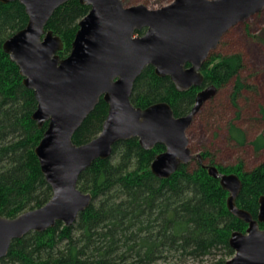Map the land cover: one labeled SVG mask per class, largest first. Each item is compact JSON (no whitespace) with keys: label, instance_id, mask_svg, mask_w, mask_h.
Masks as SVG:
<instances>
[{"label":"water","instance_id":"water-1","mask_svg":"<svg viewBox=\"0 0 264 264\" xmlns=\"http://www.w3.org/2000/svg\"><path fill=\"white\" fill-rule=\"evenodd\" d=\"M13 1L24 6L28 21L4 40L2 49L18 66L23 84L34 91L37 107L32 118L39 128L47 123L34 152L52 195L42 206L15 217L0 215V258L6 256L12 240L31 231H44L57 221L71 225L92 201L91 193L78 189L79 176L95 160L110 157L118 141L137 138L145 150L162 144L164 150L150 165L161 179L193 160L202 163V154L189 147L186 130L217 87L201 88L190 111L176 116L165 101L133 105L134 82L151 65L157 76H168L179 92L202 86L203 62L221 37L264 8V0H173L156 9L125 6L124 0H79L89 11L78 22L70 52L61 57L63 40L45 26L69 0H0V4ZM100 98L108 105L101 131L76 144L75 131ZM205 168L228 192L229 212L247 224L245 232H231L228 242L234 254L224 264H264V228L260 227L264 194L258 198L254 218L236 204L240 177L222 173L214 165Z\"/></svg>","mask_w":264,"mask_h":264},{"label":"trees","instance_id":"trees-1","mask_svg":"<svg viewBox=\"0 0 264 264\" xmlns=\"http://www.w3.org/2000/svg\"><path fill=\"white\" fill-rule=\"evenodd\" d=\"M88 11L89 6L79 0H69L48 20L45 28L64 43L59 55L69 53L78 22ZM27 21L25 8L18 1L0 4V215L6 217L38 208L52 195L34 152L47 123L39 128L32 118L37 107L34 91L23 84L18 66L2 49L4 40ZM242 67L241 54L233 52L209 56L201 69L205 84H214L217 93L232 82L229 101L236 119L244 116L240 103L247 101L243 93H252L241 79ZM198 89L179 92L168 76H157L148 65L136 78L130 100L139 107L165 101L180 116L190 111ZM217 93L204 107H219ZM107 111V103L100 98L75 131L73 141L82 144L95 137ZM259 114L264 116V110L251 120L260 121ZM227 128L232 141L245 143L246 132L241 126L230 121ZM251 142L256 150L264 149V133ZM163 150L162 144L145 150L137 138L116 142L110 157L95 160L79 176L78 189L92 195L88 208L69 226L57 221L44 231H31L12 240L0 264H170L218 253L221 256L215 264H224L234 254L228 242L231 232H244L247 224L229 212L228 192L205 166L214 165L220 172L227 168L206 151L202 163L181 165L169 178L161 179L151 172L150 165ZM232 169L242 181L236 204L256 218L258 198L264 194V163L250 170L242 164Z\"/></svg>","mask_w":264,"mask_h":264},{"label":"rangeland","instance_id":"rangeland-1","mask_svg":"<svg viewBox=\"0 0 264 264\" xmlns=\"http://www.w3.org/2000/svg\"><path fill=\"white\" fill-rule=\"evenodd\" d=\"M172 1L124 0V5L144 4L150 9H156ZM233 52L242 56L241 79L250 86L252 92L250 94L248 91L243 93L242 97L246 98L247 101L240 103L244 116L240 119L235 117V109L229 101L232 90V82H230L218 93L216 92L218 97L216 104L219 107L210 110L203 104L186 130L192 152L203 154L208 151L211 153L217 164L227 168V171L222 173H235L232 168H235L237 164H242L244 169L250 170L264 163V149L256 150L251 142L255 136L264 133V116L259 114L260 121L251 120L258 117V112L264 110V8L257 14L232 26L221 37L217 47L210 52L208 57L213 54L225 55ZM67 55L68 53H63L60 56L65 57ZM230 121L245 130L246 141L244 144L240 145L230 139L227 128ZM253 123H256V126ZM195 161L190 162L192 166ZM220 254L209 255L202 260L187 259L184 262H171L170 264H215L221 256ZM232 256L227 257L226 260Z\"/></svg>","mask_w":264,"mask_h":264},{"label":"flooded vegetation","instance_id":"flooded-vegetation-1","mask_svg":"<svg viewBox=\"0 0 264 264\" xmlns=\"http://www.w3.org/2000/svg\"><path fill=\"white\" fill-rule=\"evenodd\" d=\"M143 32H144V30H143ZM204 63V62H203ZM201 72H202V70H201ZM203 73V72H202ZM204 75V74H203ZM208 85V83L207 84H205V82L203 81V84H202V86H199V89H198V91L201 89V88H204L205 86H207ZM197 91V92H198ZM194 102H195V100H194ZM261 224L262 223H260V227H261ZM247 228V227H246ZM261 228H264V226L263 227H261ZM243 232V231H242ZM245 232V231H244Z\"/></svg>","mask_w":264,"mask_h":264}]
</instances>
